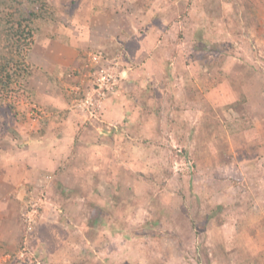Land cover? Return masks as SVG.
I'll return each mask as SVG.
<instances>
[{
    "label": "rangeland",
    "instance_id": "374dc122",
    "mask_svg": "<svg viewBox=\"0 0 264 264\" xmlns=\"http://www.w3.org/2000/svg\"><path fill=\"white\" fill-rule=\"evenodd\" d=\"M48 3L0 105V264H264V0Z\"/></svg>",
    "mask_w": 264,
    "mask_h": 264
},
{
    "label": "trees",
    "instance_id": "16d2710c",
    "mask_svg": "<svg viewBox=\"0 0 264 264\" xmlns=\"http://www.w3.org/2000/svg\"><path fill=\"white\" fill-rule=\"evenodd\" d=\"M14 7L15 9L7 13V19L12 23L7 30L6 25H2L0 18V37L5 33L7 43L0 49L3 52L0 59L3 58L4 63L0 62V105L5 94L12 91L16 82L26 79L30 75L29 65L24 60L15 58L19 51H22L25 44H29V38L24 37L22 29L28 27L31 31V25H37V21L50 17L55 19L60 17L59 8L53 7L48 0H0V6ZM32 23V24H31ZM21 31V32H20ZM20 33V35H19ZM27 39V42H24ZM7 47V48H6ZM43 130V128H41ZM187 155L188 150H184Z\"/></svg>",
    "mask_w": 264,
    "mask_h": 264
}]
</instances>
